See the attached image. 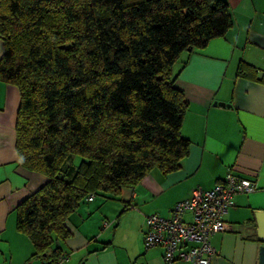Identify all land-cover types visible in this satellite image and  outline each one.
Masks as SVG:
<instances>
[{"label": "trees", "instance_id": "1", "mask_svg": "<svg viewBox=\"0 0 264 264\" xmlns=\"http://www.w3.org/2000/svg\"><path fill=\"white\" fill-rule=\"evenodd\" d=\"M232 26L226 0H0V81L20 95L17 154L47 178L14 209L33 257L59 263L68 217L90 194L180 168L189 102L174 66ZM256 73L239 63L238 77Z\"/></svg>", "mask_w": 264, "mask_h": 264}, {"label": "crops", "instance_id": "2", "mask_svg": "<svg viewBox=\"0 0 264 264\" xmlns=\"http://www.w3.org/2000/svg\"><path fill=\"white\" fill-rule=\"evenodd\" d=\"M226 1L233 26L174 66L176 86L189 102L181 131L191 142L189 155L174 172L154 169L116 196L82 203L69 215L71 235L60 244L69 258L57 264H166L161 247L144 246L145 216L170 217L194 189L209 190L229 172L254 180L256 190L232 198L225 217L229 230L211 237L218 250L211 264H258L262 242L254 215L264 211V0ZM3 53L0 40V60ZM241 61L257 69L258 79L237 76ZM19 105L17 87L0 81V264H45L16 228L15 207L47 181L19 161ZM183 218L190 221L191 214Z\"/></svg>", "mask_w": 264, "mask_h": 264}, {"label": "built area", "instance_id": "3", "mask_svg": "<svg viewBox=\"0 0 264 264\" xmlns=\"http://www.w3.org/2000/svg\"><path fill=\"white\" fill-rule=\"evenodd\" d=\"M255 190L254 180L232 172L227 173L223 181L209 190L194 189L189 198L174 205L170 217L155 213L145 216V248L161 247L166 264H173L178 260L211 264L212 257L218 254L211 237L229 230L225 217L232 198L236 194H250ZM94 199V194L86 198L87 201ZM186 213L191 214L190 221L184 220ZM68 258L67 253H61L57 261H67Z\"/></svg>", "mask_w": 264, "mask_h": 264}, {"label": "water", "instance_id": "4", "mask_svg": "<svg viewBox=\"0 0 264 264\" xmlns=\"http://www.w3.org/2000/svg\"><path fill=\"white\" fill-rule=\"evenodd\" d=\"M221 105H225V103H219ZM255 221L257 225L256 234L257 238L262 245L259 250V262L258 264H264V211L255 212Z\"/></svg>", "mask_w": 264, "mask_h": 264}, {"label": "rangeland", "instance_id": "5", "mask_svg": "<svg viewBox=\"0 0 264 264\" xmlns=\"http://www.w3.org/2000/svg\"><path fill=\"white\" fill-rule=\"evenodd\" d=\"M183 56V55H182ZM183 58H181L177 64H180L182 62ZM82 158L80 156H73V158L70 159V161L68 162L69 165H72L74 167H76L80 162H81ZM100 199V198H99ZM64 262V261H63Z\"/></svg>", "mask_w": 264, "mask_h": 264}]
</instances>
